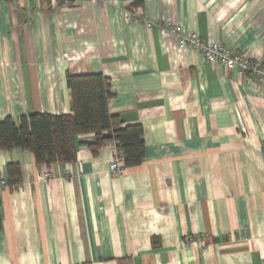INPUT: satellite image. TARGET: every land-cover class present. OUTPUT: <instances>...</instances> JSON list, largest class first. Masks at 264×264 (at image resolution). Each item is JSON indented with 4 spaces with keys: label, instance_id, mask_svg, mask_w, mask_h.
I'll use <instances>...</instances> for the list:
<instances>
[{
    "label": "crops",
    "instance_id": "1",
    "mask_svg": "<svg viewBox=\"0 0 264 264\" xmlns=\"http://www.w3.org/2000/svg\"><path fill=\"white\" fill-rule=\"evenodd\" d=\"M171 28L264 62V0H0V121L70 114L66 77L101 75L144 147L119 175L109 144L0 151V264H264V90Z\"/></svg>",
    "mask_w": 264,
    "mask_h": 264
},
{
    "label": "trees",
    "instance_id": "2",
    "mask_svg": "<svg viewBox=\"0 0 264 264\" xmlns=\"http://www.w3.org/2000/svg\"><path fill=\"white\" fill-rule=\"evenodd\" d=\"M66 85L71 97L70 114L34 113L16 121H0V151L21 149L33 155L36 164L49 167L75 161L78 145L94 153L103 145L114 143L123 154L124 167L138 166L143 160L142 129L125 126L108 111L111 97L109 82L101 75H68ZM90 136L89 140H78ZM12 185L19 182V168L7 165Z\"/></svg>",
    "mask_w": 264,
    "mask_h": 264
},
{
    "label": "built area",
    "instance_id": "3",
    "mask_svg": "<svg viewBox=\"0 0 264 264\" xmlns=\"http://www.w3.org/2000/svg\"><path fill=\"white\" fill-rule=\"evenodd\" d=\"M37 3H45L49 1L52 4L67 5L72 0H35ZM93 1V0H89ZM171 33L178 38V47L180 49H189L203 56L205 61L209 63H219L224 67L231 69L237 68L241 74L243 81L249 83L255 80L264 90V62L251 59L249 56L231 52L220 44L210 43L203 44L198 36L192 35L182 37L178 35L177 28H171ZM113 149V159L109 165V171L113 175H119L124 167L123 154L114 143H109ZM190 241V239H186Z\"/></svg>",
    "mask_w": 264,
    "mask_h": 264
}]
</instances>
